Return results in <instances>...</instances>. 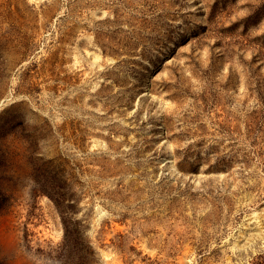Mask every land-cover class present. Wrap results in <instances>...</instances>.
I'll use <instances>...</instances> for the list:
<instances>
[{"label":"rangeland","instance_id":"rangeland-1","mask_svg":"<svg viewBox=\"0 0 264 264\" xmlns=\"http://www.w3.org/2000/svg\"><path fill=\"white\" fill-rule=\"evenodd\" d=\"M0 264H264V0H0Z\"/></svg>","mask_w":264,"mask_h":264},{"label":"trees","instance_id":"trees-1","mask_svg":"<svg viewBox=\"0 0 264 264\" xmlns=\"http://www.w3.org/2000/svg\"><path fill=\"white\" fill-rule=\"evenodd\" d=\"M54 201V205L58 211V213L60 214V217H61V222H62V225H63V228H64V239L66 238V226H65V219L63 217V212H62V208H61V204L59 202H57V200H53Z\"/></svg>","mask_w":264,"mask_h":264}]
</instances>
